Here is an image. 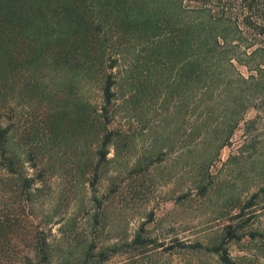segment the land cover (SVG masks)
<instances>
[{
  "label": "rangeland",
  "instance_id": "obj_1",
  "mask_svg": "<svg viewBox=\"0 0 264 264\" xmlns=\"http://www.w3.org/2000/svg\"><path fill=\"white\" fill-rule=\"evenodd\" d=\"M110 30L105 50L117 60L105 66L114 78L105 125L120 135L116 145L108 144L105 159L98 160L95 151L92 131L103 129L98 123L82 121L77 128L66 122L56 132H43L46 104L15 85L26 79L16 70L24 54L16 49L7 57L9 82L14 78L15 84L5 89L0 121L10 122V143L35 152V145L26 147L35 142L30 133L48 138L40 141L35 166L25 161L21 170L42 174L28 210L50 242L49 264H68L61 262L66 257L76 262L86 244L109 246L129 240L137 229L160 245L145 252L124 246L107 260L86 264H222L214 253L182 248L176 240L211 245L221 240L226 224L240 233L224 242L229 255L241 256L235 264H264V100H253L239 115H229L232 104L224 108L222 101L189 104L176 64L152 58L142 63L145 44L136 32L126 37L122 28ZM57 74L38 81L35 92L62 86L66 81ZM74 84L83 111L98 110V75ZM59 99L54 93L49 102ZM252 192L253 204L244 206Z\"/></svg>",
  "mask_w": 264,
  "mask_h": 264
},
{
  "label": "trees",
  "instance_id": "obj_2",
  "mask_svg": "<svg viewBox=\"0 0 264 264\" xmlns=\"http://www.w3.org/2000/svg\"><path fill=\"white\" fill-rule=\"evenodd\" d=\"M111 28H122L126 37L136 32L145 44L142 63L152 58L156 63L176 64L177 83H182L189 104L222 101L224 108L232 104L229 115H239L253 100H264V0H0V109L6 104L7 85L15 84L14 78L9 82L7 57L20 49L22 62L14 66L19 64L17 73H25L26 79L22 86L15 85L26 90L24 95L46 104L41 114L43 132H56L66 122H75L77 128L82 121L92 127L98 123L103 129L91 131L96 135L98 160L105 159L108 144L116 145L120 135L118 129L105 125L114 95V78L105 66L112 67L117 60L105 50ZM50 72L66 82L57 90L35 92L38 81ZM88 75L100 79L98 110L91 106L83 111L74 86ZM54 93L60 99L51 105L49 97ZM10 126L0 121V264H49L50 242L28 210L38 189L34 181L42 174L21 170L25 161L35 166L40 141L48 138L32 132L29 138L35 142L29 141L26 147L35 145L36 151L19 150L10 143ZM85 135L82 129L81 136ZM255 195L252 192L244 206L253 204ZM239 237L236 227L226 224L217 243L203 246L198 241L176 240V244L214 253L222 264H235L241 256L229 255L224 242ZM149 245L160 244L137 229L129 240L102 247L89 243L76 262L70 263L67 257L61 262L97 263L124 246L145 252Z\"/></svg>",
  "mask_w": 264,
  "mask_h": 264
}]
</instances>
